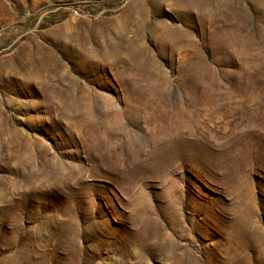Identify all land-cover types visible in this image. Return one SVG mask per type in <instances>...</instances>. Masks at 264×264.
<instances>
[{"label": "rangeland", "instance_id": "obj_1", "mask_svg": "<svg viewBox=\"0 0 264 264\" xmlns=\"http://www.w3.org/2000/svg\"><path fill=\"white\" fill-rule=\"evenodd\" d=\"M0 264H264V0H0Z\"/></svg>", "mask_w": 264, "mask_h": 264}]
</instances>
